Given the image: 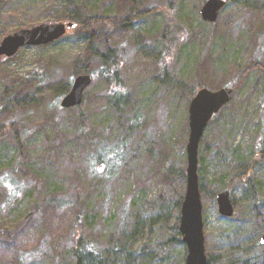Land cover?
Returning <instances> with one entry per match:
<instances>
[{
	"label": "rangeland",
	"instance_id": "374dc122",
	"mask_svg": "<svg viewBox=\"0 0 264 264\" xmlns=\"http://www.w3.org/2000/svg\"><path fill=\"white\" fill-rule=\"evenodd\" d=\"M205 1L128 0L124 6L120 17L128 16L131 9L163 11L134 20L130 31L118 39L124 50L120 91L125 114L137 121L133 129L128 123L119 128V116L107 106L111 84L93 66L94 82L84 93L83 109L90 127H109L112 137L111 156L90 158L96 162L94 175L102 178L97 192L91 189L99 179L88 171L83 150L71 155L68 150L50 149L51 145L60 149L56 135L71 139L79 133L73 124L79 108L64 110L60 101L72 87L73 65L85 49L86 37L71 31L53 44L25 47L12 58L0 59V72L31 83L27 91L34 99L12 101L9 107L16 123L26 127L23 141L30 149L31 176L13 170L19 160L13 135L0 141V227L13 230L28 217L34 226L29 248L20 251L22 263L17 264H76L73 250L82 237L99 252L106 251V264H186L188 250L179 231L177 203L186 193L187 120L193 99L189 92L197 84L194 71L207 53L215 60L212 88L207 89L239 87L234 110L224 108L214 117L199 146L207 260L264 264V246L258 244L264 229L253 210L257 206L264 217V187L255 195L247 185L250 176L264 184V162L250 168L252 157L259 160L264 153V71L257 67L264 64V0H225L212 25L201 17ZM74 5L72 13L79 21L86 16L118 15L116 0H74ZM65 6V0H8L0 12V44L18 30L57 23L54 15ZM195 32L198 37L193 41ZM203 82L208 83L207 77ZM4 88L0 77V97ZM247 96L249 102L242 106ZM46 116H54L56 132L51 127L40 129ZM123 137L129 141L125 153L117 144ZM95 145L90 151L97 150ZM235 149H240V158ZM153 154L160 159L154 161ZM165 155L162 171L164 165L159 163ZM157 165L170 182L162 185V177L153 175ZM111 169L118 171L112 172L113 177H109ZM244 173L248 176L237 179ZM226 190L234 205L232 218L222 217L215 201ZM47 200L54 202L49 219L54 227L46 222ZM78 201L87 205L80 219L75 214ZM69 216L72 222L64 229Z\"/></svg>",
	"mask_w": 264,
	"mask_h": 264
},
{
	"label": "trees",
	"instance_id": "16d2710c",
	"mask_svg": "<svg viewBox=\"0 0 264 264\" xmlns=\"http://www.w3.org/2000/svg\"><path fill=\"white\" fill-rule=\"evenodd\" d=\"M8 0H0V12L5 8ZM117 3V12L118 15L114 17H107V16H86L83 20L79 21L78 17L75 16L72 11L74 10V0H65V8H62L61 13H57L54 15L56 22H72L77 24V28L72 30L75 34H81L86 37L87 43L85 46V49L83 53L79 56L77 61L73 65V74L72 76H78V75H91L93 77L95 71L92 70L93 66L99 68L100 75L102 78L106 79L111 84V89L108 94V102L107 106L111 107V109L119 116V122L117 123L119 128L122 129L125 127V124H129V130L133 129L134 126L138 125L137 121H133L130 119V116L127 117L124 111V108L126 106L125 96L120 91L122 89V86H124V81L122 79V74L120 70L121 65V59L123 54L122 43L118 40L119 38H122L124 34L128 33L131 29V25L134 20L142 18L144 16H147L148 14L153 13H160L163 11V8H152L151 10L148 8H144L139 12L134 11V9H131L128 16H121V13L124 9V6L128 3V0H116ZM215 29V28H214ZM196 34V32H195ZM194 34V35H195ZM197 34L194 36L193 41L197 39ZM175 40H171L169 43L170 45H173ZM168 50L170 48H167ZM257 63V62H255ZM214 65L215 60L211 56L210 53H207L203 58L201 63L196 67V70L194 71V76L197 78L196 85L191 89L189 92L191 97L193 98L197 92L203 88H207L211 85L209 83H213L210 78L214 72ZM254 65V64H253ZM256 67V66H253ZM251 67V68H253ZM258 68L262 69L264 71V64H258ZM250 69V67L246 70V72ZM245 72V73H246ZM0 77L4 79L5 82V88L4 91L0 97V141H3L4 139L8 138L13 135L12 141L14 143V146L19 150V160L17 161L16 165L13 167L14 172L17 174L29 177L33 174L34 170L32 169V161L30 159V149L29 147L24 143L23 141V128H26L25 126L20 127L15 119H14V112L11 110L10 103L16 102L21 103L23 101L30 100V102H33L34 99H31L28 94V87L31 83L25 80H16V79H10L9 75L3 74L0 72ZM207 77L208 83H204V78ZM94 79V78H93ZM220 84V83H219ZM223 84V83H222ZM222 85H219L217 88L221 87ZM229 86V85H227ZM236 86V85H235ZM232 86V87H235ZM212 88V86H211ZM236 88V96L238 93V85ZM65 90V89H64ZM66 91V90H65ZM251 92L253 93V89H251ZM251 94V93H250ZM236 96L234 100L236 99ZM250 96H247L245 100H243L242 106H246L249 102ZM234 100L229 103L225 108L230 109L233 111L234 106ZM85 102V101H84ZM246 103V104H245ZM84 104L79 107V114L75 117L73 120V124L78 127L79 133L72 137L71 139L62 138L58 135L57 138L60 143V149H56L54 145L50 146V149H53L57 152L68 150L71 155H73L74 152L83 150L84 155L87 157V161L90 163L87 166L88 171L94 176V178L99 179L96 182L92 184L91 191L97 192L101 186L102 178L99 175H94L93 172L94 165L96 162H92L90 160L91 157L95 156V158H103V156L110 155L111 152H108V144L112 145V137L110 136L111 129L108 128H94L90 127L89 125V119L84 111L83 107ZM233 109V110H232ZM128 119H124V116ZM216 117V116H215ZM126 120V122L124 121ZM55 118L54 116H46L44 118V121H41L42 126H40L41 130L46 131V127H51L53 131L56 132V124H55ZM212 121L210 122V124ZM209 124V125H210ZM189 127V121L187 120V128ZM95 139L94 144L89 143L92 140ZM96 144V145H95ZM118 147L122 149L125 153L129 141L125 139V137L121 138L118 141ZM227 144V142H226ZM68 145L74 146V150H71ZM94 145L97 147L96 151H90ZM92 152V154H91ZM93 152H96L97 155L93 154ZM91 154V155H90ZM235 156L237 158L241 157L240 149H235L234 152ZM262 154V158L257 160L254 157H252V164L250 168H253L254 165H256L259 162H264V153ZM99 155V156H98ZM154 154L151 156L153 160L160 159L159 156H154ZM158 157V158H156ZM165 158H162L160 165H164L162 168L165 170L166 165ZM94 159V158H93ZM97 161V160H96ZM203 161V159H202ZM241 162H239L240 164ZM153 175L156 177L157 175L161 176V184H165L170 182V177L167 174L162 173L160 168L157 166H153ZM100 170L103 172H106L107 169L103 166L100 167ZM111 172V173H110ZM117 173V169H111L109 170V177H113V173ZM78 178H81L80 174H77ZM99 176V177H98ZM246 176H248L247 173L244 174H238L237 179L243 180ZM184 179L186 178V175H183ZM223 181V178H221V183ZM247 185L250 187L251 190H253L254 194L256 195L258 190H260L262 187H264V184L258 180L255 176H250L247 180ZM15 193V192H14ZM183 196L179 198L178 200V220L180 219L181 212H180V206L183 202ZM69 202V201H68ZM80 209L77 211V218L80 219V216L83 213V209H86L87 205L86 203H79ZM64 205H67V203L64 202ZM44 211L47 214L46 222H50L49 224L54 227L53 221L49 220L53 213H54V202L52 200H47L44 203ZM254 213L256 215V219L259 222L261 226H263L264 229V217L262 215V212L260 209L254 205ZM98 213L94 214V217H96ZM75 219V218H74ZM30 217H28L25 220V224L23 226H18L13 230L7 229L6 227H0V264H17L18 262H21V254L20 251L25 248H29V242L31 241V232L32 228H34L33 224L30 222ZM72 222V217H67L66 222L62 225L64 229H66L68 223ZM178 227V223H177ZM32 241H37L36 238H34ZM259 245H256V248H258ZM74 257L76 259V264H106L107 263V257H106V251H100L96 252L94 251V248L90 245V243L85 242L84 237H82L76 244V247L73 250ZM22 263V262H21ZM210 264V260L209 263ZM227 264H246V262H240L237 263L235 261H229Z\"/></svg>",
	"mask_w": 264,
	"mask_h": 264
},
{
	"label": "water",
	"instance_id": "95a60500",
	"mask_svg": "<svg viewBox=\"0 0 264 264\" xmlns=\"http://www.w3.org/2000/svg\"><path fill=\"white\" fill-rule=\"evenodd\" d=\"M225 0H206L200 11L202 20L215 23ZM77 28L72 22L41 24L30 29H21L5 37L0 44V59L12 58L25 47L47 46L62 39L66 34ZM93 84L91 75H78L73 80L72 87L60 101L64 110L79 107L84 102V93ZM236 95V88L224 87L217 91L203 88L197 92L189 105V135L186 146L187 170L186 193L181 206L179 231L186 245L188 255L186 264H208L203 204L201 199L198 166L199 146L206 129L214 116L231 103ZM218 212L222 217L232 218L234 205L229 191L216 195ZM259 245L264 246V234L259 239Z\"/></svg>",
	"mask_w": 264,
	"mask_h": 264
},
{
	"label": "bare ground",
	"instance_id": "6f19581e",
	"mask_svg": "<svg viewBox=\"0 0 264 264\" xmlns=\"http://www.w3.org/2000/svg\"><path fill=\"white\" fill-rule=\"evenodd\" d=\"M224 7H225V6H224ZM224 7H223V8H224ZM223 8H222V9H223ZM222 9H221V11H222ZM221 11H220V12H221ZM219 16H220V13H219ZM219 16H218V19H219ZM217 21H218V20H217ZM217 21H216V22H217ZM203 22H204V21H203ZM216 22H215V23H216ZM57 23H60V22H57ZM204 23H206V24H211V25H212V24H215V23H207V22H204ZM52 24H53V23H52ZM83 103H84V102H83ZM82 105H83V104H82ZM82 105H81V106H82ZM81 106H79V107H81ZM79 107H76V108H79ZM76 108H73V109H76ZM93 248H94V251L99 252L98 249H97L96 247H93Z\"/></svg>",
	"mask_w": 264,
	"mask_h": 264
}]
</instances>
